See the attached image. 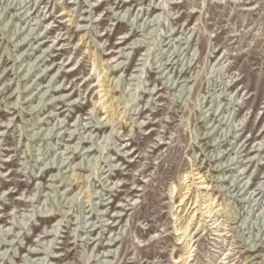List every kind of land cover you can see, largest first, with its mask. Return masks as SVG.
I'll use <instances>...</instances> for the list:
<instances>
[{
    "label": "rangeland",
    "instance_id": "obj_1",
    "mask_svg": "<svg viewBox=\"0 0 264 264\" xmlns=\"http://www.w3.org/2000/svg\"><path fill=\"white\" fill-rule=\"evenodd\" d=\"M209 198L189 264H264V0H0V264H182Z\"/></svg>",
    "mask_w": 264,
    "mask_h": 264
},
{
    "label": "bare ground",
    "instance_id": "obj_2",
    "mask_svg": "<svg viewBox=\"0 0 264 264\" xmlns=\"http://www.w3.org/2000/svg\"><path fill=\"white\" fill-rule=\"evenodd\" d=\"M96 53L93 51L94 56L97 55ZM96 59L98 61L94 63V67H95L94 69L99 72L98 75L101 77L100 87H102V89L99 90V92L102 94H100V97H99V99H97L96 102H97V104H99V106L101 108L106 110V111H104V113L108 114L104 121L107 120V123H112L116 117V109L119 107L118 106L116 108L117 97H116V94H114V89H113L114 79H112L113 77L111 78V75L114 73V70H111V72H109L111 69L110 66H103V64H102L103 59H99L98 57ZM59 93H61V95H62L64 92L61 91ZM197 174H200V172ZM188 176H189V174L184 175V181L187 180L186 177H188ZM199 178L202 179V181H200V183L202 185L207 183V178L205 180L203 179L204 175L197 177V179H199ZM206 187L208 188L209 184H207ZM176 188H177V186L173 187V190H172L173 194L176 191ZM187 190L189 192L190 187H188ZM186 196H187V192H186V195L184 196V198L181 200L182 202L184 201ZM206 202H207V205L204 207ZM197 203H198V201H195L196 205L193 207V209H195L199 206ZM216 203H217L216 198L207 199L206 201H204L203 204H201L202 205L201 208H198V210L191 212L192 215L189 216V218L187 219V221L185 222L184 225H182L180 228L177 227L175 229L177 234L179 235L178 241L181 242L182 244H185L184 252L179 257H176V258L174 257L176 259V263L182 262V264H189L194 260L193 256H194V253L196 251L195 244L197 242V240H196L197 232L193 234L192 230H194V229H192L191 226L193 225V222H194L196 216L198 215L199 210H202V211L206 210L205 212H203V218L198 221L200 227L203 226L202 221H204L206 218H210V221H213L212 224L217 225L216 228L221 224V223H219V218H214V217L216 216L217 212H220L221 210L222 211L225 210V207L224 206L222 207V205H224V203H221V204H219V206L221 208L219 207L218 209H216V206H217ZM205 214H207V215L205 216ZM200 227H198V228H200ZM197 230H199V229H197ZM215 231H216V233L219 234L218 236H220V237L225 236V233L223 232L222 229H215ZM223 254L225 255V257L223 259L227 260L229 258L228 253H223ZM230 262L231 261H228L227 264H230Z\"/></svg>",
    "mask_w": 264,
    "mask_h": 264
}]
</instances>
